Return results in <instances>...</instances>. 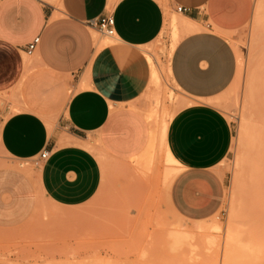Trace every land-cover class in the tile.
Returning a JSON list of instances; mask_svg holds the SVG:
<instances>
[{
  "label": "crops",
  "instance_id": "1",
  "mask_svg": "<svg viewBox=\"0 0 264 264\" xmlns=\"http://www.w3.org/2000/svg\"><path fill=\"white\" fill-rule=\"evenodd\" d=\"M254 5L0 0V229L22 225L41 200L64 208L89 202L101 188L103 162L144 153L152 131L139 109L152 81L145 48L173 11L201 28L180 39L170 60L171 78L193 103L168 128V145L182 167L169 204L188 220L215 216L226 195L217 167L231 150L233 126L208 101L235 80L239 61L227 35L251 19ZM107 15L115 18V35L102 46L101 33L87 23ZM44 150L48 158L35 164Z\"/></svg>",
  "mask_w": 264,
  "mask_h": 264
},
{
  "label": "rangeland",
  "instance_id": "2",
  "mask_svg": "<svg viewBox=\"0 0 264 264\" xmlns=\"http://www.w3.org/2000/svg\"><path fill=\"white\" fill-rule=\"evenodd\" d=\"M254 1L251 19L227 35L239 61L235 80L208 101L233 126L231 150L217 167L226 189L221 210L198 222L169 204L168 128L173 116L193 103L171 78L173 50L187 34L173 25L172 17L182 16L173 11L161 35L145 48L160 77H152L139 102L151 137L156 133L152 163H144V156L125 163L106 160L99 192L81 206L41 200L22 225L0 229V264H264V0ZM200 224L221 228L215 232L218 247L201 245L196 253L168 248L174 228L194 230Z\"/></svg>",
  "mask_w": 264,
  "mask_h": 264
},
{
  "label": "bare ground",
  "instance_id": "3",
  "mask_svg": "<svg viewBox=\"0 0 264 264\" xmlns=\"http://www.w3.org/2000/svg\"><path fill=\"white\" fill-rule=\"evenodd\" d=\"M168 14H169V12H168ZM172 22H173V25H176L180 30H184L187 34L200 29L194 23L183 18L182 16H180V17L175 16L174 18L172 17ZM177 27H174V28H177ZM108 43H110V39L107 38V39H105V41H102L101 45L103 46V45H106ZM152 77H153V80H155V81H158L160 78L158 69L155 66L154 62L152 63ZM155 143H156V133L153 132L152 137H151V141H150L147 149L144 151V153H142L140 155V156H144V157H142V159H143L144 163H146L148 165H150L152 163V160H153V156L155 153ZM167 150H168V152H166V153H168L167 154V162H168L167 164H169V168L167 171V178L170 179V184H171L173 179L175 178V176H177V173L182 169V167H179V161L176 159V157L172 153L170 147L168 149V144H167ZM140 156L133 158L131 160L132 161L139 160L138 158H140ZM138 163H139V161H138ZM220 231H221V228L217 225H214V224L213 225H207V224L196 225L194 230L188 229L187 227L178 226V227L174 228L171 231V233L168 235L167 246L170 250H172L173 252H176V253H178L179 251L180 252L186 251V252L196 253V251L198 249H200L201 245H202V248L204 247V249H205V247H206V249L211 250L212 248L218 247L220 245L219 240L217 239L219 234L218 235L215 234V232H220ZM228 236H229L228 238H231L230 234ZM200 237L204 239V240H202L203 242H201L202 244H200V242H198ZM226 246H227V244H226Z\"/></svg>",
  "mask_w": 264,
  "mask_h": 264
},
{
  "label": "built area",
  "instance_id": "4",
  "mask_svg": "<svg viewBox=\"0 0 264 264\" xmlns=\"http://www.w3.org/2000/svg\"><path fill=\"white\" fill-rule=\"evenodd\" d=\"M186 9L184 7H178L179 12H183ZM90 27L94 28L96 31L105 35L107 37H113L115 35V18L113 15H107L103 19H94L87 23ZM40 42V37H37L29 44L28 51L31 53L38 43ZM49 156V151L44 150L39 157L35 159V164H40L42 161L46 160Z\"/></svg>",
  "mask_w": 264,
  "mask_h": 264
}]
</instances>
